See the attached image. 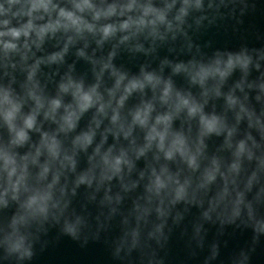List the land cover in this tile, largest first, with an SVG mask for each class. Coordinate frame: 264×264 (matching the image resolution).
<instances>
[{"label": "clouds", "instance_id": "clouds-1", "mask_svg": "<svg viewBox=\"0 0 264 264\" xmlns=\"http://www.w3.org/2000/svg\"><path fill=\"white\" fill-rule=\"evenodd\" d=\"M229 228L251 241L222 256ZM52 229L111 264H252L264 0H0V264Z\"/></svg>", "mask_w": 264, "mask_h": 264}, {"label": "water", "instance_id": "water-1", "mask_svg": "<svg viewBox=\"0 0 264 264\" xmlns=\"http://www.w3.org/2000/svg\"><path fill=\"white\" fill-rule=\"evenodd\" d=\"M257 23L254 18H246L245 27ZM201 41L209 39L215 40L222 45L226 41L231 40L236 43V37L226 36L222 33L210 32L200 37ZM166 53L162 52L161 55ZM128 64L130 68L135 70L134 63L128 62L127 55H124L118 63ZM78 71H87V65L81 62L78 65ZM179 82V81H178ZM210 228L209 240L216 237L217 229L212 226ZM48 241L47 247L41 250L37 246V255L33 264H111L110 253L104 240H90L86 247H81V242L72 240L70 237L61 236L57 229L50 230L49 234L44 237ZM221 245L222 256L239 247H244L251 241V232L235 231L232 228L226 230L225 235L218 238ZM185 241L181 239L179 231L174 235L172 240V249L174 254H182ZM227 245V247H225ZM252 264H264V243L257 248V252L252 256Z\"/></svg>", "mask_w": 264, "mask_h": 264}]
</instances>
